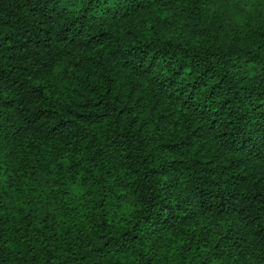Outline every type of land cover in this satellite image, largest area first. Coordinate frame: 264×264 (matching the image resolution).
<instances>
[{"label":"trees","instance_id":"obj_1","mask_svg":"<svg viewBox=\"0 0 264 264\" xmlns=\"http://www.w3.org/2000/svg\"><path fill=\"white\" fill-rule=\"evenodd\" d=\"M0 264H264V0H0Z\"/></svg>","mask_w":264,"mask_h":264}]
</instances>
